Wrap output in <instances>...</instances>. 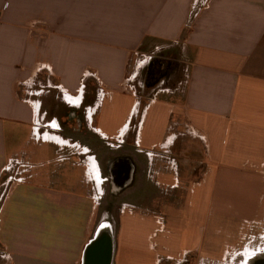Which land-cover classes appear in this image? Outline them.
Segmentation results:
<instances>
[{"label":"crops","instance_id":"obj_1","mask_svg":"<svg viewBox=\"0 0 264 264\" xmlns=\"http://www.w3.org/2000/svg\"><path fill=\"white\" fill-rule=\"evenodd\" d=\"M197 2L0 0V180L30 166L0 194V264H81L103 222L111 264L264 247V0ZM131 55L149 82L126 92ZM44 70L68 115L36 97Z\"/></svg>","mask_w":264,"mask_h":264},{"label":"rangeland","instance_id":"obj_2","mask_svg":"<svg viewBox=\"0 0 264 264\" xmlns=\"http://www.w3.org/2000/svg\"><path fill=\"white\" fill-rule=\"evenodd\" d=\"M205 0H199V3H202V2H204ZM197 4V5H200V4ZM155 55V54H154ZM159 54H156L155 55V57H153L151 60H150V63L148 64V66L146 67V68H148L149 66H150V64H153V63H155L156 61L158 62L159 60H158V58L156 57V56H158ZM136 56L135 55H131V58H130V60L128 61V66L126 67V69H127V71H126V74H125V76H124V79H123V81L120 83V87L122 88V89H124L126 92H129V90H128V84L129 85H134V86H136V89L138 90H141V88L144 86H147L146 85V82L148 83L149 81L147 80V77H146V68L144 69H141L140 71H139V75H138V77H136L135 78V81H133V82H128V77L130 78V75H131V73L133 72V70H134V68H135V60H136V58H135ZM135 58V59H134ZM156 60V61H155ZM155 61V62H154ZM163 64H166L165 63V61H163L162 62V65ZM164 67H165V65H164ZM49 68V67H48ZM173 70H174V68H173ZM42 73H44V74H38L36 77H34V82H33V84H34V89H39V90H42V92H40L41 94H39V95H37L36 97H39V99L41 98L42 100V102H43V106L45 107V109H47V112H48V115L50 116V115H57V116H61V115H68V113H67V108L61 103V101H60V99L58 98L59 97V93L56 91V89L53 87V83H48V79H49V81L51 80L52 82H53V80L52 79H50V78H52V74L50 73V71L48 70H44V71H42ZM46 74V75H45ZM152 81V80H151ZM155 81V79L152 81V83ZM169 81L168 80H166L165 79V85H169ZM97 82H89L88 83V85H87V89L89 90V91H93L94 90V88L97 86ZM150 84V83H149ZM139 85V87H137ZM156 85H157V83H156ZM144 90H145V88H144ZM138 95H139V93H138ZM72 116L74 117V118H77L78 116L75 114V113H73L72 114ZM80 129H82V123H81V121L79 122V126H78ZM42 145H43V142H39V140L38 141H34V140H32V143H30V145L28 146V149H30V150H36V149H38V148H41L42 147ZM119 164H122L123 163V159H121V158H119ZM21 168L20 167H16V165H13L12 166V168H11V170L9 171V172H5L4 173V175L2 176V178H1V180H0V194H2L6 189H8L11 185H12V183L11 182H7V184L5 185H1V184H3V182H6V179H7V177L8 176H14V171H16V170H20ZM262 175L264 176V172L262 173ZM17 177H19V176H17ZM116 190V189H115ZM114 190V191H115ZM109 198V197H108ZM104 198V199H102V204H101V206H100V209L98 210V214L99 213H103V211L105 210V209H107L109 212H110V210L112 209V211H113V208L110 206V205H104V202H112V198ZM106 211V210H105ZM110 215V214H109ZM99 216V215H98ZM110 217V216H109ZM104 223V222H103ZM245 229H248V231L247 232H249V229L251 228V226H253V225H255V221H250V222H246L245 223ZM258 226V225H257ZM260 227L261 226H263L264 227V222H263V225H259ZM260 234H261V232H260ZM248 235V234H247ZM243 236V237H241L244 241L245 240H247L249 237L248 236ZM252 237V236H251ZM251 237L249 238L250 240H251ZM255 238H259L258 237V235L257 236H255ZM262 241V243H263V240H261ZM184 257H182L181 258V260H183V261H181V263H179V264H190V263H192V261L194 260V256L193 255H191V254H188V255H183ZM247 258H249V256L247 257V255H246V258L245 259H247ZM241 259V258H240ZM239 257L236 259V262H238L239 260ZM239 263V262H238ZM168 264H175V262L174 261H170Z\"/></svg>","mask_w":264,"mask_h":264},{"label":"water","instance_id":"obj_3","mask_svg":"<svg viewBox=\"0 0 264 264\" xmlns=\"http://www.w3.org/2000/svg\"><path fill=\"white\" fill-rule=\"evenodd\" d=\"M108 229L98 226L85 247L81 264H111L113 241Z\"/></svg>","mask_w":264,"mask_h":264},{"label":"flooded vegetation","instance_id":"obj_4","mask_svg":"<svg viewBox=\"0 0 264 264\" xmlns=\"http://www.w3.org/2000/svg\"><path fill=\"white\" fill-rule=\"evenodd\" d=\"M120 167L121 165L119 164V162H117L115 168L118 169ZM128 176L129 170L125 168V171L123 172L122 176L121 173L119 175L117 173L114 174L113 182L118 186H122L127 181ZM245 264H264V247L255 252L253 255H251L249 259L245 262Z\"/></svg>","mask_w":264,"mask_h":264},{"label":"built area","instance_id":"obj_5","mask_svg":"<svg viewBox=\"0 0 264 264\" xmlns=\"http://www.w3.org/2000/svg\"><path fill=\"white\" fill-rule=\"evenodd\" d=\"M197 1H198V2H197L196 4L199 3V0H197ZM202 3H203V2H202ZM199 4H200V3H199ZM57 159H58L59 161H61V160L64 159V156H63V155H59V156L57 157ZM13 165H16V167H17V166H18V167H22V168H24V170H26L28 167H30L27 163H22V162L19 161V160L12 159V160L10 161L9 165L6 167V171L9 172V171L11 170V168H12ZM22 171H23V170H22ZM22 171H18V170L14 171V176H8L7 179H6V182H10V181H12V180L20 179L21 177H20V176L17 177V175L21 174ZM16 177H17V178H16Z\"/></svg>","mask_w":264,"mask_h":264},{"label":"bare ground","instance_id":"obj_6","mask_svg":"<svg viewBox=\"0 0 264 264\" xmlns=\"http://www.w3.org/2000/svg\"><path fill=\"white\" fill-rule=\"evenodd\" d=\"M108 226H109V224H107V223H102V228H108Z\"/></svg>","mask_w":264,"mask_h":264}]
</instances>
